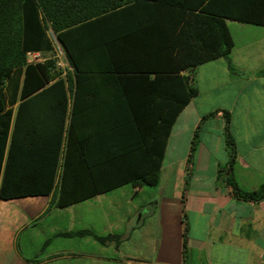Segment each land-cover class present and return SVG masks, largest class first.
<instances>
[{
	"label": "crops",
	"instance_id": "obj_1",
	"mask_svg": "<svg viewBox=\"0 0 264 264\" xmlns=\"http://www.w3.org/2000/svg\"><path fill=\"white\" fill-rule=\"evenodd\" d=\"M154 3L128 0L70 32L88 73L114 68L137 84L152 80L153 73L190 76L188 85L196 94L171 125L157 185H123L65 208L55 207L52 193L0 199V264H264V195L257 200L237 197L220 172L229 158L226 114L233 182L243 192L264 185V27L224 20L232 41L228 62L219 57L192 71L177 70V51L187 43L183 35L192 32L188 23L211 16L198 8L146 9ZM32 12L24 10L22 18L26 63L55 59L67 69L64 49L39 12ZM160 18L162 23L156 20ZM168 19H177L176 26ZM188 43L201 50L200 39ZM22 76L23 69L17 68L4 81L5 109L13 111L19 102ZM99 78L90 81L92 89L84 94L89 116L97 117L103 112L102 99L115 96L134 99L138 112L142 85L111 93L93 89L94 82H102ZM80 128L95 141L93 160H104L98 151L102 125L89 119ZM143 192L146 196L139 200ZM77 231L117 234L121 240L117 246L100 245L89 236H62Z\"/></svg>",
	"mask_w": 264,
	"mask_h": 264
},
{
	"label": "trees",
	"instance_id": "obj_2",
	"mask_svg": "<svg viewBox=\"0 0 264 264\" xmlns=\"http://www.w3.org/2000/svg\"><path fill=\"white\" fill-rule=\"evenodd\" d=\"M126 2L128 0H0V199L52 193L55 207L65 208L119 186L151 188L157 185L171 125L196 94L188 85L190 76L181 77L178 71L153 73L152 80L137 84L114 68L100 74L88 73L70 32L73 27L96 20ZM193 8L211 17L205 20L196 17L188 23L192 32L183 35L187 43L177 51V70L192 71L198 64L219 57L228 62L232 41L224 20L264 27V0H156L152 7H146L157 11ZM26 9L32 13L38 11L48 25L64 49L67 69L59 68L55 59L26 63L22 24ZM168 20L176 26L177 19ZM199 39L201 50L188 43ZM17 68L23 69V76L19 102L12 111L5 109L3 84ZM99 76L102 82H94L93 89L125 93L142 85L139 90L144 96L137 102L138 112H135L134 99L115 96L102 99L103 112L97 117L89 116L84 110L88 100L84 94L92 89L90 81ZM89 119L102 125L98 151L104 160H93L92 154L97 152L93 147L95 141L81 134L82 123ZM223 119L229 158L228 166L220 172L226 174V183L237 197L260 199L264 185L255 192H243L232 180L234 149L227 131L228 116L224 114ZM195 142L196 132L189 147V161ZM184 182L186 184V179ZM62 236H89L100 245L114 242L117 246L121 240L117 234L96 236L89 231L68 232Z\"/></svg>",
	"mask_w": 264,
	"mask_h": 264
},
{
	"label": "rangeland",
	"instance_id": "obj_3",
	"mask_svg": "<svg viewBox=\"0 0 264 264\" xmlns=\"http://www.w3.org/2000/svg\"><path fill=\"white\" fill-rule=\"evenodd\" d=\"M146 189V188H145ZM146 196L145 192L141 193L140 195H138V199H144Z\"/></svg>",
	"mask_w": 264,
	"mask_h": 264
}]
</instances>
